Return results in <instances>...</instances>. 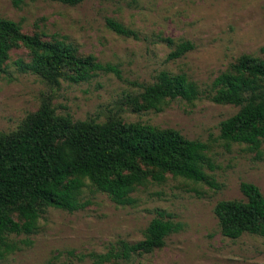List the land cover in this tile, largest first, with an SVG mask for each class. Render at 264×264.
Instances as JSON below:
<instances>
[{
  "label": "rangeland",
  "instance_id": "1",
  "mask_svg": "<svg viewBox=\"0 0 264 264\" xmlns=\"http://www.w3.org/2000/svg\"><path fill=\"white\" fill-rule=\"evenodd\" d=\"M0 18L20 23L24 33H37L46 41L65 38L80 55H93L117 67L121 75L100 72L89 82L62 80L51 86L17 71L13 62H28L30 57L27 49H14L7 74L0 76V132L17 130L45 99L59 115L74 121L104 122L118 115L127 123L175 129L209 145L216 169L208 173L219 186L168 175L165 183L139 186L132 194L133 205L119 206L88 185L82 194L83 201H90L87 208L74 213L48 208L35 234L14 238L29 239L31 245H20L21 250L0 264H94L91 254H105L120 241H142L158 212L172 214L184 229L170 235L162 249L107 264H264V238H226L214 213L220 201L245 200L243 182L255 184L264 195V145L258 153L222 140L221 122L239 108L216 104L208 96L213 81L241 55L264 59V0H85L78 6L26 0L21 8L12 0H0ZM107 19L122 23L137 38L111 31ZM186 41L194 50L169 59ZM162 71L186 74L198 85L200 97L167 101L161 112H132L128 99L142 91L141 85L154 83Z\"/></svg>",
  "mask_w": 264,
  "mask_h": 264
},
{
  "label": "trees",
  "instance_id": "2",
  "mask_svg": "<svg viewBox=\"0 0 264 264\" xmlns=\"http://www.w3.org/2000/svg\"><path fill=\"white\" fill-rule=\"evenodd\" d=\"M26 0H12L21 8ZM78 6L85 0H48ZM107 27L118 35L137 38L122 23L107 19ZM172 45L173 41L167 39ZM25 48L27 62L19 58L13 66L23 74H33L51 86L62 80L72 84L89 82L100 72L117 67L100 63L95 56H82L65 38L44 40L29 35L12 20L0 18V76L7 74L10 53ZM189 41L181 42L169 59H179L194 50ZM127 105L134 113L161 112L167 101H196L201 92L186 74L162 71L154 83L141 85ZM212 102L232 105L239 111L220 124V138L228 144L246 145L260 153L264 145V59L241 55L212 83ZM210 147L200 140H189L175 129H160L140 122L127 123L118 115L104 122L95 119L74 121L59 115L49 99L30 113L19 128L0 132V263L31 241L14 238L31 236L48 208L74 213L87 208L83 190L91 185L119 206L135 203L132 194L148 181L162 184L168 175L218 188L208 170L216 166ZM245 200H227L214 209L224 237L237 240L243 235L264 238V195L252 183L243 182ZM137 243L120 241L105 254H91L94 264L130 260L135 255L153 253L166 246L167 238L184 229L173 215L158 212Z\"/></svg>",
  "mask_w": 264,
  "mask_h": 264
}]
</instances>
